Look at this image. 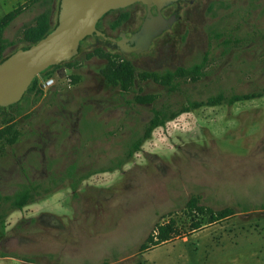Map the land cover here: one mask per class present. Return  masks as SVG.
<instances>
[{
  "label": "rangeland",
  "instance_id": "obj_1",
  "mask_svg": "<svg viewBox=\"0 0 264 264\" xmlns=\"http://www.w3.org/2000/svg\"><path fill=\"white\" fill-rule=\"evenodd\" d=\"M30 1L0 0V20L25 6L6 31L14 42L6 55L25 45L23 28L48 6ZM59 2H53L54 23ZM179 7L182 22L160 44L157 62L190 66L208 59L206 76L179 94L140 84L143 94L159 97L154 104H137L133 92L122 95L101 74L107 59L87 57L106 43L89 37L76 55L77 68L39 75L40 89L56 79L39 102L29 94L20 106L0 110V128L4 115L25 110L15 119L16 144L0 142V196L8 197L0 202V264H264V97L184 112L168 122L169 131L155 129L129 163L116 165L154 107L264 90V0H195ZM138 8L112 12L104 22ZM128 59L141 64L148 58ZM72 75L80 77L77 84ZM27 184L38 186V196L22 210L29 218L17 219L11 201ZM193 197L235 215L185 233L184 208ZM44 212L54 217L50 223L38 220ZM171 217L183 237L140 254Z\"/></svg>",
  "mask_w": 264,
  "mask_h": 264
},
{
  "label": "trees",
  "instance_id": "obj_2",
  "mask_svg": "<svg viewBox=\"0 0 264 264\" xmlns=\"http://www.w3.org/2000/svg\"><path fill=\"white\" fill-rule=\"evenodd\" d=\"M55 0H32L31 3L42 2L47 4L46 9L39 14L35 18V22L33 25L26 26L22 30L21 42L25 45L21 48H18L13 53L6 55V51L9 47L14 45L13 41H10L6 38V31L11 26V24L23 13L25 6H20L15 10L8 13L0 20V64L4 62L6 59L14 55L19 50H28L32 48L33 45L40 42L44 39L48 34H50L54 29L59 25V11H60V3L58 6V16L57 20L53 22V2ZM91 36H87L80 44ZM94 56H99L101 58L107 59L108 63L105 68L101 71L104 79L112 85H116L120 88V92L122 95H126L129 93L138 92L134 97V101L138 104H154L157 100V95L154 94H146L143 95L135 88V81L144 80L148 78H152L156 82H161L166 86L168 92L170 94L177 93L181 91V85L174 83L173 80L177 77L183 76H191L193 78V82H197L203 75L204 69L207 66V59H205L202 63L197 64L188 69H178L175 72H168L166 74H150L147 72H140L131 61L126 60L119 56L118 54L107 51L104 46L95 47L93 51L89 52L87 57L89 59ZM76 56L72 59L65 61L61 64H57L55 66H51L49 69L43 71L42 74H51V70L57 67L65 66L68 68H77L79 63L75 60ZM39 76L36 77L28 90L20 100V102L8 107H17L20 106L21 103L25 100L27 95L35 94L36 99H34L33 103H37L41 100L43 96V90L39 88ZM80 80V77L77 75H72V81L74 84H77ZM264 97V90L260 92L246 93V94H228L224 92H220L216 95L210 96L205 100H194L187 101L182 104L181 108H174V104L167 103L164 106L154 107L152 110L153 117L150 124L147 125L146 129L142 134H140L136 139H134L127 148L125 153L124 160L118 161L116 164L117 167H122L123 164L129 162L133 159L135 154L141 151L144 143L151 138L153 131L159 127L165 126L169 121L175 119L180 114L187 111H195L202 107H214L219 105H229L232 106L238 102L250 101L257 98ZM8 108L0 107V110H7ZM25 110L20 109L16 115H4L2 119V128H0V142H3L7 145H14L19 137L21 136V132L17 128V123H15V119L18 116H22ZM73 188L76 189V185H73ZM38 186L36 184H27L21 190H19L16 195L13 197L11 204L14 210H23L26 206L33 204L38 196ZM6 199L8 197L2 198L1 200ZM184 214L188 217V227L184 226L185 233L192 234L196 231L203 229L205 226H210L213 224L221 223L224 220H227L235 215V211L231 208H223L215 210L211 207H208L202 204L201 199L198 197H193L186 203L184 208ZM183 228L179 225V222L175 218H170L168 221L158 224L154 231L148 236L145 242L141 245L139 249L140 254H144L145 252L160 246L162 244L168 243L176 238L183 237L182 230Z\"/></svg>",
  "mask_w": 264,
  "mask_h": 264
},
{
  "label": "water",
  "instance_id": "obj_3",
  "mask_svg": "<svg viewBox=\"0 0 264 264\" xmlns=\"http://www.w3.org/2000/svg\"><path fill=\"white\" fill-rule=\"evenodd\" d=\"M179 0H61L59 25L44 39L28 50H19L0 64V107L8 108L22 99L32 81L51 66L61 64L75 57L81 42L87 37H105L98 30V21L108 12L127 7L135 2L159 9ZM147 20L134 36L122 38L126 54L139 53L146 48L143 43L131 47L136 39H143L151 29ZM161 30V29H157ZM145 48V49H143Z\"/></svg>",
  "mask_w": 264,
  "mask_h": 264
},
{
  "label": "flooded vegetation",
  "instance_id": "obj_4",
  "mask_svg": "<svg viewBox=\"0 0 264 264\" xmlns=\"http://www.w3.org/2000/svg\"><path fill=\"white\" fill-rule=\"evenodd\" d=\"M186 1H195V0H179L177 2L170 4V5L164 6L160 9L157 6H153L150 11L148 9V6L141 3V2H135V3H133L127 7L112 10V11L108 12L107 14H105L97 23L98 30H100L105 35V37L101 36L98 38H102L104 40V42L106 43V45L104 47L107 50L113 49L116 52L115 54H118L119 56H121L122 58H124L126 60H129L128 57H131V56H133L135 58L143 57V56L145 58H148L147 61H145L141 64L137 63V61H136V63L131 61L132 64L135 66V68L138 69L140 72H147L150 74H157V73L158 74H166L168 72H175L178 69L191 68L197 64L202 63L205 59H207V55H205L203 61L193 63L190 66H185L183 64L173 66L172 64H168V62H160V63L157 62V59L164 54L163 49H164L165 45H160V44L162 42H167V36L169 34L178 32V26L182 22V16L180 15L179 5L182 2H186ZM135 5H140L142 8L141 9L138 8L136 11L120 14V15L116 16L110 23L106 24L104 22L105 18L109 14H111L112 12L123 11V10L129 9ZM147 20L152 21L150 31H148L146 35L141 37L143 39H138V40L136 39L135 41H132L130 43V45H131L130 49H131V47H135L133 45H137V43H143V46H141V47H144L145 45L148 44L147 46H145L146 49L143 48L145 50L141 51L139 53L131 52L130 54H126L122 48V45H121L122 38L124 36L132 37V36L136 35L142 29L143 25L145 24V22ZM157 29H161V30H157ZM147 54H152V55L147 57ZM207 68H208V59H207V66L204 69L205 73L199 80H197V82H193V78L189 75L183 76L180 78L177 77L173 80V82L180 84L181 90H182V88L185 86L193 85V84H196L199 81H201L202 78L204 76H206ZM135 83H136L135 84L136 90L139 91L141 94H143V92L140 88V84L160 85L166 90L167 94H170L168 92V89L166 88V86L164 84H162L161 82H156L152 78H148V79H144V80H137V81H135ZM180 92L173 93L170 95L179 94ZM137 93L138 92H135L134 95L136 96ZM143 95H146V94H143ZM158 99H159V97L157 96V100ZM189 100L194 101L190 98L187 101H189ZM140 105H151V104H140ZM164 105H167V103H163L160 106H164ZM224 105H226V104H224ZM172 107L181 108V107H183V105H174V106L172 105ZM152 117H153V113L148 120H145V123L143 125V129H142V133L146 129L147 125L150 124ZM3 145H5V144L1 143V146H3ZM8 146H10V145H8ZM11 146H13V145H11ZM129 162H126L125 164H127ZM125 164H123V166ZM122 167H119V169ZM32 218H34V217H32ZM53 218L54 217L50 213L44 212V213H41L38 220H42L43 223H47V222L50 223L51 219H53ZM30 220H31V218H30Z\"/></svg>",
  "mask_w": 264,
  "mask_h": 264
},
{
  "label": "built area",
  "instance_id": "obj_5",
  "mask_svg": "<svg viewBox=\"0 0 264 264\" xmlns=\"http://www.w3.org/2000/svg\"><path fill=\"white\" fill-rule=\"evenodd\" d=\"M56 83V79L54 77H50L46 79L42 84H41V89L46 90L52 86H54ZM167 127V131H169V123L165 125ZM160 129H163V127H160Z\"/></svg>",
  "mask_w": 264,
  "mask_h": 264
},
{
  "label": "crops",
  "instance_id": "obj_6",
  "mask_svg": "<svg viewBox=\"0 0 264 264\" xmlns=\"http://www.w3.org/2000/svg\"><path fill=\"white\" fill-rule=\"evenodd\" d=\"M15 213H18L17 219L29 218L28 216L22 214V210H14L13 214Z\"/></svg>",
  "mask_w": 264,
  "mask_h": 264
}]
</instances>
